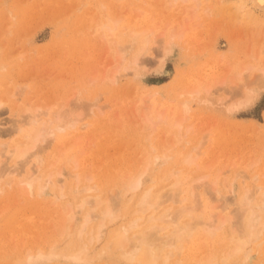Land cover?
Masks as SVG:
<instances>
[{
	"label": "rangeland",
	"instance_id": "1",
	"mask_svg": "<svg viewBox=\"0 0 264 264\" xmlns=\"http://www.w3.org/2000/svg\"><path fill=\"white\" fill-rule=\"evenodd\" d=\"M247 2L0 0V264H143L122 227L187 203L213 225L199 264H264V10ZM135 177L171 198L138 222ZM189 184L215 197L179 198Z\"/></svg>",
	"mask_w": 264,
	"mask_h": 264
},
{
	"label": "bare ground",
	"instance_id": "2",
	"mask_svg": "<svg viewBox=\"0 0 264 264\" xmlns=\"http://www.w3.org/2000/svg\"><path fill=\"white\" fill-rule=\"evenodd\" d=\"M248 2L250 3V6H249V11L251 12V15L253 14V12L254 11H256V10H264V0H248ZM247 2V3H248ZM256 13V12H255ZM250 15V16H251ZM254 15V14H253ZM252 15V16H253ZM137 33H135V35H136ZM174 33L172 32L170 35H173ZM135 35H134V38H135ZM145 41V40H144ZM260 69V68H259ZM260 71V70H259ZM261 72L263 73L262 74V76H264V67H262L261 68ZM261 76V77H262ZM93 80V79H92ZM113 81V80H112ZM161 115V114H160ZM178 123V122H177ZM178 125H180V123H178ZM49 129V128H48ZM51 130H53V129H51ZM43 132H40L39 134H40V137H42V138H44V137H47L48 136V134H50V133H48L47 131H46V128L44 129L43 128V130H42ZM49 132H51L50 130H49ZM53 133V132H52ZM41 134L43 135V136H41ZM46 135V136H45ZM37 136H39L38 134H37ZM49 136H51V135H49ZM39 138V137H38ZM41 139V138H40ZM37 141V140H36ZM36 141H33V143L31 144V146L30 147H28L26 150H24V151H22L21 153H20V157L21 156H23L25 153L27 154V153H29V150L30 149H32L36 144ZM191 161V158L190 159H188V161ZM57 174L58 175H62V173H61V171H58L57 170ZM49 176H51V175H49ZM78 175H76V177H77ZM140 176V175H139ZM141 177V176H140ZM51 178H52V176H51ZM61 178V177H60ZM137 177H135L134 179H133V183H130V184H127L128 186H127V188H130V185H131V187H132V189H130V192H131V190H137V189H135V188H139V186L140 187H142L140 184L142 183L141 181L142 180H140L141 178H137ZM63 179V178H62ZM61 179V180H62ZM78 179V178H77ZM76 179V180H77ZM56 181V180H55ZM135 181V182H134ZM163 183H166V182H163ZM179 183V175L178 176H176V179H175V182H172V185L170 184V186H168V193L169 192H172V191H174V189L172 190V191H170L169 189H172V186L174 187L176 184H178ZM54 184V183H53ZM163 185V184H162ZM201 184H199V186L197 185V187L195 186V187H193V185L192 184H189V186H188V191L187 190H185L184 189V187L182 186L181 188V194H179L180 196H179V198L181 197L182 199H186L188 196H192L191 198H193V200H199V201H202V202H205V199H212V198H214L215 197V194L213 193L212 195L211 194H208L206 191H205V189L203 190V188H202V186H200ZM164 186V185H163ZM177 186V185H176ZM158 187V186H157ZM87 188V186H85V189ZM145 188V187H144ZM150 188V187H149ZM156 187H154L153 189H155ZM162 188V187H161ZM163 188H166V186L165 187H163ZM163 188L159 191L157 188V190L155 189L153 192H150V189H148V188H146L145 189V191L143 192L140 188V190H141V193L139 194V196H140V199H138L137 200V198H135V200H136V202L137 201H139V202H137L135 205L137 206L135 209L136 210H134V211H138V214H140V216L138 215V218H137V216H136V219H133L134 221L135 220H137V219H139L140 217H141V214L143 213V210H141V208L139 209V206L140 207H144V210L145 209H148V208H145V207H147V206H149V208L152 206H155L154 207V209L156 208V206H158V204H159V206H160V203H163L164 201L166 202V199H171L170 198V195H168L169 196V198H168V196L166 195V194H164V193H166V191H164L163 190ZM175 188V187H174ZM195 188H197V192L196 191H194V189ZM89 189V188H88ZM159 189H160V187H159ZM166 189V190H167ZM213 189V191L214 192H216L217 190H216V188H212ZM81 190H83V188H81ZM128 190L129 189H127V192H128ZM74 191H76V189H74L72 192L75 194L76 192H74ZM134 191H133V193H134ZM176 191H177V189H176ZM73 193L71 194V195H73ZM131 194V195H134V194ZM163 193V194H162ZM177 193V192H176ZM173 194V193H172ZM171 194V195H172ZM174 194H175V191H174ZM178 194V193H177ZM64 195V194H63ZM75 195H77V194H75ZM109 195V194H108ZM124 195V194H123ZM126 195V194H125ZM124 195V196H125ZM167 197H165V196ZM99 196V195H98ZM104 196H107V195H104ZM114 196V195H113ZM116 196V195H115ZM127 196V195H126ZM137 196V195H136ZM73 197V196H72ZM91 197H92V195H91ZM128 197L130 198V196L128 195ZM172 197H173V195H172ZM176 197V196H175ZM175 197H173V199L172 200H176L177 201V198H175ZM82 198V197H81ZM94 198V197H93ZM104 198V197H103ZM109 198V197H108ZM175 198V199H174ZM178 198V199H179ZM247 198V197H246ZM90 199H92V198H89V194H88V196L87 195H85V197H83L82 198V201L80 200V203H78L77 202V204H80L79 206H81V207H84V209H85V207H87L88 209L86 210V212H84V214H83V217L85 216V223H83V224H86V222L92 217V215H95L93 212H94V210L95 209H97V206H98V204H99V201H98V199H96V200H90ZM107 199V198H106ZM135 200H134V202H135ZM181 200V199H180ZM188 200H189V198H188ZM246 200V199H245ZM102 201V200H101ZM110 201H113V200H109L108 202H107V204L105 205L106 206V208H105V210L104 211H102V212H105L107 215H109V217H111L112 216V214H115V213H113V212H117L118 211V209H117V207H116V209L114 208V204L112 203V202H110ZM190 202H191V200H189ZM249 201V200H248ZM248 201H245V203H246V205L245 206H248L247 204H248ZM114 202V201H113ZM117 202V201H116ZM115 202V203H116ZM173 202V201H172ZM195 202V201H194ZM141 204V205H139V204ZM183 203V202H182ZM244 203V201H243V205L245 204ZM76 204V205H77ZM102 204V203H101ZM117 204H118V202H117ZM172 204V203H171ZM170 204V205H171ZM184 204V203H183ZM187 204H189V203H187ZM187 204H185L184 206H181V208L182 209H178L177 208V210L179 211V212H176L175 210H173L174 212H172V210H171V212L170 211H167L166 209H167V206H162V209H160V210H158L157 212H158V214L157 215H154L155 217H153L152 218V216H150V218H149V216H147V213L146 214H144V215H146V218L148 217L149 219H151V220H153V219H155L156 218V220H161L160 222L158 221V222H156V221H152V222H150V223H148L147 224V226H144V225H142V227L144 226V228L142 229V230H140L139 228V230H136V231H138V233L136 234V235H134L135 233V230H134V234H133V236H131L130 234H132V233H129V235L127 236L126 235V231H128L129 229V227H126V226H124V227H122V240H121V243H120V245H122V254H123V258H126V259H132V260H135V262H138V261H141L143 264H158V263H161V264H168L169 263V260H171V258L172 257H174L175 259H176V257H178L179 256V258H177V260H183V261H180V263L181 262H183V264L185 263V262H187L188 261V259H190V258H192L193 256H194V259L195 260H193V262L194 263H196L198 260H199V258L197 259V257H196V253L199 251V249H198V246L199 245H197L198 243H200V248H202L203 246H202V243H203V240L200 238V235H199V230L204 234V233H206V234H210V228H212V222L210 221V220H208V219H206L205 218V216H203L202 217V215H201V209L198 211L197 209H196V207L195 206H192V204L190 203L188 206H187ZM242 204V203H241ZM169 205V204H168ZM181 205V204H180ZM79 206H77V207H79ZM261 206V205H260ZM72 207V206H71ZM79 208V209H82V208ZM151 207V208H152ZM194 207V208H193ZM199 207V206H198ZM73 208H75V207H73ZM193 208V209H192ZM70 209V208H69ZM76 209V208H75ZM154 209H151V211L152 210H154ZM174 209H176V208H174ZM254 209V208H253ZM73 210V209H72ZM114 210V211H113ZM116 210V211H115ZM139 210H140V213H139ZM170 210V209H169ZM191 210H192V212H194L195 210H197L198 212L196 213L197 215H192V214H190L191 213ZM245 210V209H244ZM80 211V210H79ZM78 211V212H79ZM83 211V210H82ZM145 211H147V210H145ZM149 212L148 211V213L151 215V213L152 212ZM76 212V211H75ZM75 212H74V214H75ZM175 212L177 213V216L175 215ZM242 212H244V211H242ZM251 213H250V218H248V220H251V218H253L252 216L255 214L253 211H250ZM93 213V214H92ZM104 213V214H105ZM74 214H72V215H74ZM103 214V215H104ZM148 214V215H149ZM242 214V213H241ZM102 214H101V216H103ZM106 215V216H107ZM116 215V214H115ZM143 215V214H142ZM188 216V217H190L188 220H186V219H184V220H186L185 222H178L177 221V219H179V216ZM243 215V214H242ZM252 215V216H251ZM105 216V215H104ZM114 216V215H113ZM256 216H259L257 213L255 214V217ZM73 217V216H72ZM108 217V218H109ZM143 217H145V216H143ZM142 217V218H143ZM178 217V218H177ZM254 217V218H255ZM145 218V219H146ZM147 218V219H148ZM181 218V217H180ZM183 218V217H182ZM148 219V220H149ZM73 220H74V218H73ZM92 220H94V219H92ZM132 220V221H133ZM144 220V219H143ZM247 220V221H248ZM71 221H72V219H71ZM131 221V222H132ZM147 221V220H146ZM150 221V220H149ZM137 222H138V220H137ZM251 222V221H250ZM73 223V222H72ZM142 223H144V222H142ZM141 223V224H142ZM74 224V223H73ZM82 224V223H81ZM139 224H140V222H139ZM131 226H132V229H133V227L134 226H138V223L135 225V223H133V224H130ZM82 227V226H81ZM121 227V226H120ZM71 228V227H70ZM124 228V229H123ZM137 228V227H136ZM129 232V231H128ZM98 233H99V231H98ZM211 235V234H210ZM204 238V237H203ZM207 238H209V237H207ZM120 239V238H119ZM205 240H206V238H204ZM200 240H202V242H200ZM206 242V241H205ZM245 243V239H243V237H242V239H241V237H240V239H238L237 240V243L234 245V248H233V250L232 251H239V250H241L242 249V247H243V244ZM205 244V243H204ZM208 246H209V240H208V243H206ZM197 246V247H196ZM202 246V247H201ZM205 249H203V251H204ZM202 251V250H201ZM207 251V250H206ZM211 252H212V250H211ZM210 252H208V254H209ZM205 254H207V253H205ZM212 254V253H211ZM200 255V254H199ZM203 257H204V255H202ZM207 256V255H206ZM212 257H213V254L211 255ZM190 257V258H189ZM199 257V256H198ZM196 259H197V261H196ZM207 258H205V263L207 262V261H210V262H213V261H211V257L209 258V260L207 259ZM138 260V261H137ZM173 260V259H172ZM129 261H131V260H129ZM174 261V260H173ZM177 262V261H176ZM192 262V260L190 261V263ZM198 262H200V260L198 261ZM197 262V264H199ZM133 263V262H132ZM194 263H191V264H194ZM209 263V262H208ZM207 263V264H208ZM182 264V263H181ZM201 264V263H200ZM212 264V263H211Z\"/></svg>",
	"mask_w": 264,
	"mask_h": 264
}]
</instances>
